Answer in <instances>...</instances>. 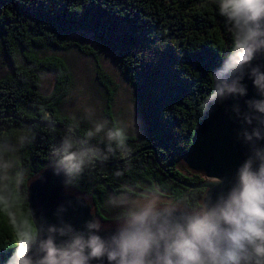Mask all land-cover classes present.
<instances>
[{
	"label": "trees",
	"instance_id": "1",
	"mask_svg": "<svg viewBox=\"0 0 264 264\" xmlns=\"http://www.w3.org/2000/svg\"><path fill=\"white\" fill-rule=\"evenodd\" d=\"M78 32L116 54L120 73L134 86L133 101L146 135L130 136L127 161L112 158L105 163L114 165H98L75 189L91 195L99 215L107 194L122 183H158L174 196L203 193L179 184L198 183L199 178L189 175L177 157L200 121L212 70L230 51L231 36L214 0H0V58L11 65L0 78V141L16 143L29 129L35 135L6 156L9 166L0 169V264H6L18 234L33 228L25 203L27 179L48 165L50 147L75 124L58 110L71 90L65 61L36 52L76 48L90 56L95 80L106 95V117L115 122L110 114L114 87L97 54L68 40ZM46 72L53 82L43 95L40 75ZM50 122L58 127L50 129ZM85 129L79 125L81 135ZM150 146L153 150L139 151ZM124 168L123 177L113 175Z\"/></svg>",
	"mask_w": 264,
	"mask_h": 264
},
{
	"label": "clouds",
	"instance_id": "2",
	"mask_svg": "<svg viewBox=\"0 0 264 264\" xmlns=\"http://www.w3.org/2000/svg\"><path fill=\"white\" fill-rule=\"evenodd\" d=\"M214 4L231 44L212 70L201 106L207 114L233 101L230 118L239 124L236 139L247 154L231 178H210V187L196 196H174L158 183H122L104 201L109 211L118 210L110 228L94 215L76 227L65 219L73 206L67 200L53 211L54 223L43 217L18 234L6 264H264V65L253 63L264 57V0ZM245 81L255 91L252 98ZM87 115L91 126L82 135L77 122L49 149L47 171L65 190L112 158L127 161L129 138L140 134L134 121L92 119L91 109ZM34 139L29 129L16 143L0 141V169L9 166L6 156Z\"/></svg>",
	"mask_w": 264,
	"mask_h": 264
},
{
	"label": "water",
	"instance_id": "3",
	"mask_svg": "<svg viewBox=\"0 0 264 264\" xmlns=\"http://www.w3.org/2000/svg\"><path fill=\"white\" fill-rule=\"evenodd\" d=\"M253 63L264 65V57ZM245 82L248 84L249 95L247 98L254 97L255 91L251 87V82ZM239 102L243 107V101ZM232 103L233 101L229 100L214 106L207 114H204L203 111L200 121L194 127L189 146L177 157L178 164L189 175L198 176L199 182L194 184L179 182L181 186L187 189H203L204 192L206 188L210 187L208 183L210 178L230 179L237 166L245 158L247 146L236 139L239 124L234 118H230ZM24 124L29 125L28 123ZM53 125L58 127L56 124ZM146 149L153 150V147H146L139 151ZM136 154L137 152L132 156ZM157 163L159 162L157 161ZM101 165L111 166L114 163ZM37 175L42 179L35 180ZM67 200H71L73 206L68 209L65 219L76 227H80L85 220L89 219L90 215L98 217L106 227L112 226V220L103 219L102 215L96 213L91 195H86L75 188L63 189L60 179L54 177L51 171H47V166L32 174L25 183V203L33 227L38 225L43 217L54 223L53 211L58 204ZM81 201L84 206H81Z\"/></svg>",
	"mask_w": 264,
	"mask_h": 264
},
{
	"label": "rangeland",
	"instance_id": "4",
	"mask_svg": "<svg viewBox=\"0 0 264 264\" xmlns=\"http://www.w3.org/2000/svg\"><path fill=\"white\" fill-rule=\"evenodd\" d=\"M68 40L76 42L78 45L88 48L97 54L98 62L103 73L111 80L114 87V95L111 102L110 114L114 121L128 123L134 121L135 126L140 128L139 135H131L141 138L146 135V125L142 120L139 105L133 101L135 89L133 84L128 82L120 73L116 54L107 49H100L99 44L94 41L88 33L78 32L68 37ZM38 56L61 57L69 70L71 77V90L60 106L59 113L71 118L75 123H79L84 128H89L91 122L88 119V110L94 111L92 119H107L105 114V92L95 80V66L90 56L81 54L76 48L68 51L49 48L36 52ZM11 65L7 58H0V78L9 74ZM53 77L50 73L40 75L39 92L47 95L52 87ZM186 174V172H183ZM27 179V175H23ZM118 210L109 211L104 202L101 204V214L107 219H112L117 215Z\"/></svg>",
	"mask_w": 264,
	"mask_h": 264
},
{
	"label": "flooded vegetation",
	"instance_id": "5",
	"mask_svg": "<svg viewBox=\"0 0 264 264\" xmlns=\"http://www.w3.org/2000/svg\"><path fill=\"white\" fill-rule=\"evenodd\" d=\"M102 216H103V215H102ZM104 218L107 219L106 217L103 216V219H104ZM107 220H112V219H107Z\"/></svg>",
	"mask_w": 264,
	"mask_h": 264
}]
</instances>
